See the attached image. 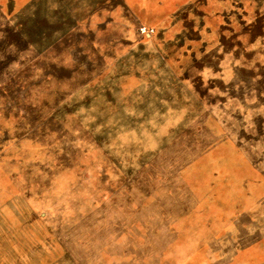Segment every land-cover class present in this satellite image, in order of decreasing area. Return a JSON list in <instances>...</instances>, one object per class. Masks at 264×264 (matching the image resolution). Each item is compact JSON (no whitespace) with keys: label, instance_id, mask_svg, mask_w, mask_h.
Returning <instances> with one entry per match:
<instances>
[{"label":"rangeland","instance_id":"374dc122","mask_svg":"<svg viewBox=\"0 0 264 264\" xmlns=\"http://www.w3.org/2000/svg\"><path fill=\"white\" fill-rule=\"evenodd\" d=\"M0 264H264V0H0Z\"/></svg>","mask_w":264,"mask_h":264}]
</instances>
